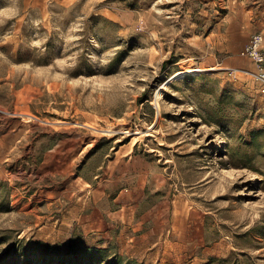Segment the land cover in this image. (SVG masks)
<instances>
[{"label":"rangeland","instance_id":"obj_1","mask_svg":"<svg viewBox=\"0 0 264 264\" xmlns=\"http://www.w3.org/2000/svg\"><path fill=\"white\" fill-rule=\"evenodd\" d=\"M0 12V264H264V0Z\"/></svg>","mask_w":264,"mask_h":264},{"label":"built area","instance_id":"obj_2","mask_svg":"<svg viewBox=\"0 0 264 264\" xmlns=\"http://www.w3.org/2000/svg\"><path fill=\"white\" fill-rule=\"evenodd\" d=\"M242 50L241 54L251 58L259 66L264 62L263 44L264 38L261 33H256ZM261 68V67H260ZM261 80L264 82V69L261 72Z\"/></svg>","mask_w":264,"mask_h":264},{"label":"bare ground","instance_id":"obj_3","mask_svg":"<svg viewBox=\"0 0 264 264\" xmlns=\"http://www.w3.org/2000/svg\"><path fill=\"white\" fill-rule=\"evenodd\" d=\"M197 70H198V69H195V68H193V70H191V69H187V70L184 71V74H192V75H194V74L197 73ZM158 98H159V97H158Z\"/></svg>","mask_w":264,"mask_h":264},{"label":"clouds","instance_id":"obj_4","mask_svg":"<svg viewBox=\"0 0 264 264\" xmlns=\"http://www.w3.org/2000/svg\"><path fill=\"white\" fill-rule=\"evenodd\" d=\"M7 15H8L7 13L0 12V17H5Z\"/></svg>","mask_w":264,"mask_h":264},{"label":"crops","instance_id":"obj_5","mask_svg":"<svg viewBox=\"0 0 264 264\" xmlns=\"http://www.w3.org/2000/svg\"><path fill=\"white\" fill-rule=\"evenodd\" d=\"M263 51H264V44H263ZM104 212H105V214H106V212H107L108 215L111 214L110 211L108 212L106 209H105Z\"/></svg>","mask_w":264,"mask_h":264}]
</instances>
